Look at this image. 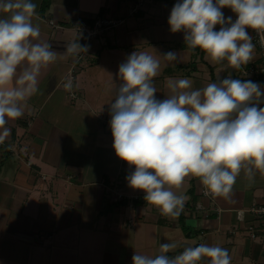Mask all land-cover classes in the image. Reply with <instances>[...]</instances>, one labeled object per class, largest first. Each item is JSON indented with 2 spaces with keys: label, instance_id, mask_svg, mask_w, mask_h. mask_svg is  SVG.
<instances>
[{
  "label": "crops",
  "instance_id": "crops-1",
  "mask_svg": "<svg viewBox=\"0 0 264 264\" xmlns=\"http://www.w3.org/2000/svg\"><path fill=\"white\" fill-rule=\"evenodd\" d=\"M33 2L40 40L58 57L41 70L38 92L23 105L24 115L7 124L10 133L0 142V264H132L135 252L151 255L166 242L179 245L170 257L207 243L226 248L231 264H264V229L247 211L264 203V175L257 173L250 183L241 173L227 197L205 196L199 179L186 177L174 189L187 197L184 210L166 218L144 202L142 191L128 186L132 169L112 147L108 103L120 83L112 74L134 50L161 62L154 78L158 99L168 94L169 78H189L193 88L229 74L239 78L234 69L210 63L201 50L190 51L182 32L169 31L177 0ZM222 11L235 20L231 9ZM98 15L122 21L81 38L90 47L77 61L63 59L77 26ZM168 52L177 59H165ZM67 78L73 81L71 94L62 88ZM240 209L242 219L236 217Z\"/></svg>",
  "mask_w": 264,
  "mask_h": 264
},
{
  "label": "clouds",
  "instance_id": "clouds-1",
  "mask_svg": "<svg viewBox=\"0 0 264 264\" xmlns=\"http://www.w3.org/2000/svg\"><path fill=\"white\" fill-rule=\"evenodd\" d=\"M225 7L235 20L224 16ZM36 8L33 0H0V142L10 133L7 124L24 115L23 105L38 92L41 70L58 57L40 40ZM167 23L171 33L184 34L190 51L199 49L210 63L239 71L253 59L249 29L264 33V0H177ZM81 38L76 31L63 59L75 62L88 53ZM162 56L177 59L175 52ZM160 69V60L146 51L134 50L119 64L112 74L120 83L108 103L109 127L116 156L132 169L128 186L142 191L161 216L178 218L187 197L174 189L186 177L198 178L205 196L227 197L241 173L250 183L264 175V85L230 74L202 88H193L189 78H169L168 94L158 99L154 78ZM62 88L71 93L72 79ZM178 247L166 242L151 255L135 252L132 264H231L229 251L219 245L185 246L170 257Z\"/></svg>",
  "mask_w": 264,
  "mask_h": 264
},
{
  "label": "built area",
  "instance_id": "built-area-1",
  "mask_svg": "<svg viewBox=\"0 0 264 264\" xmlns=\"http://www.w3.org/2000/svg\"><path fill=\"white\" fill-rule=\"evenodd\" d=\"M137 7L132 8L131 11H135ZM130 12V11H129ZM121 18H111L108 16H95L92 19L90 24H85L81 22L77 26L78 32L82 33V38H89L99 34L103 30L110 29L120 23ZM49 22H52L49 20ZM252 40L257 49L258 57L253 58L247 65H245L241 70H235L237 76L242 79H253L254 82H257L261 85H264V43L261 41L264 40V33L258 34L256 31L251 30ZM246 73V75H245ZM71 94V93H70ZM204 193V189L202 190ZM116 198H121L120 193H116ZM247 211L253 216L259 218L261 228L264 229V203L252 204ZM243 210H237L236 217L242 219ZM251 229V227H249ZM253 236V233L250 234Z\"/></svg>",
  "mask_w": 264,
  "mask_h": 264
},
{
  "label": "trees",
  "instance_id": "trees-1",
  "mask_svg": "<svg viewBox=\"0 0 264 264\" xmlns=\"http://www.w3.org/2000/svg\"><path fill=\"white\" fill-rule=\"evenodd\" d=\"M184 45H185V44H184ZM119 200H120V201H123L124 199L122 198V199H119ZM133 200H134V201H139L140 199L138 200V198L135 197Z\"/></svg>",
  "mask_w": 264,
  "mask_h": 264
}]
</instances>
